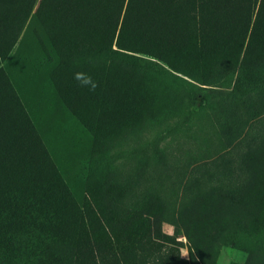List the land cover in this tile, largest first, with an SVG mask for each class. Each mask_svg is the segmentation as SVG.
<instances>
[{
    "label": "rangeland",
    "instance_id": "obj_1",
    "mask_svg": "<svg viewBox=\"0 0 264 264\" xmlns=\"http://www.w3.org/2000/svg\"><path fill=\"white\" fill-rule=\"evenodd\" d=\"M6 6L0 264H264V1Z\"/></svg>",
    "mask_w": 264,
    "mask_h": 264
},
{
    "label": "trees",
    "instance_id": "obj_2",
    "mask_svg": "<svg viewBox=\"0 0 264 264\" xmlns=\"http://www.w3.org/2000/svg\"><path fill=\"white\" fill-rule=\"evenodd\" d=\"M38 1L39 0H5V2H7V6L6 7L8 8L9 11L12 10L13 8H15V7H16V9H18L17 7H20V9H18V14H17V17L19 19L20 18L23 19V18H26V17L30 16L31 13L34 11V8L37 5ZM81 1H85V2L87 1V4H93V5L98 6L99 5V1H101V0H57V5H63L64 4V5H72L73 6L74 3L81 2ZM119 1L122 3V6H123L125 0H119ZM129 1H131V0H129ZM184 1L203 3V2H209V1H221V0H184ZM255 1H260L262 3L264 0H255ZM29 3H31L30 6H29ZM96 6H92L91 9L88 11V13L92 14V13L98 12V9H97ZM199 9H200V7H199ZM4 11H0V12H2L1 13L2 15H3ZM70 14H72V13H70ZM258 20H259V17H256V21L254 23L253 29L250 32V39H249L248 44H250V42L253 40L252 35H254V33H255L254 32V27L256 29L257 26H258ZM17 23H19V22H17ZM16 25L17 24H15V26ZM15 26L11 27L10 29H8L7 33L9 35H11V36L16 34V37H17V40H18L19 37L21 36V32L17 33L15 31L14 33L13 32L11 33V30L13 28H15ZM23 28H24V26L22 27V30H23ZM249 31L250 30L248 28L246 30V32L244 33V37L241 40L242 45L246 42L247 36L249 35ZM121 36H122V31H120V34L118 36V42H120ZM53 66H55V65H53ZM2 70L3 71L0 72L2 82L7 83V81L9 80L11 86L16 88L15 82H14L13 78L11 77L9 70L8 69H3V68H2ZM17 94L19 95V91H17ZM19 97H20V95H19ZM22 102H23V99H22ZM15 183H18V181L14 182V183H10V185L14 188V192H13L14 193L13 194L14 200H15L16 203H21V202H23V199H24L23 197L20 196V193L22 192L21 187L23 186V184L22 183L21 184L18 183L19 187L17 188V185L14 186ZM33 213H36V211L34 210ZM214 218L215 217L213 215L211 217V219L213 220ZM62 255L64 256V254H62ZM61 263H66V262H65V260H62L59 264H61Z\"/></svg>",
    "mask_w": 264,
    "mask_h": 264
},
{
    "label": "clouds",
    "instance_id": "obj_3",
    "mask_svg": "<svg viewBox=\"0 0 264 264\" xmlns=\"http://www.w3.org/2000/svg\"><path fill=\"white\" fill-rule=\"evenodd\" d=\"M74 79L77 80L81 87H88L89 91H95L98 87V83L92 79L90 75L82 72H77L74 74ZM184 255H187L186 249L181 250Z\"/></svg>",
    "mask_w": 264,
    "mask_h": 264
}]
</instances>
